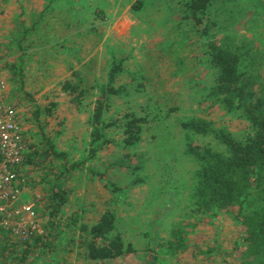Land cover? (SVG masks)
Instances as JSON below:
<instances>
[{
	"label": "rangeland",
	"instance_id": "obj_1",
	"mask_svg": "<svg viewBox=\"0 0 264 264\" xmlns=\"http://www.w3.org/2000/svg\"><path fill=\"white\" fill-rule=\"evenodd\" d=\"M20 1L0 0L1 48L6 42V27L9 28L8 32L12 28L7 24L5 29L3 27L6 12L20 11L26 7V12L30 13L34 6L40 4L38 2L40 0L36 2L27 0L26 5L21 4ZM104 1L101 7L105 17L101 22L100 19L96 20L99 21L96 22L97 27L90 29L87 37L88 46H81L76 40L70 43L72 51L75 50L74 62L81 63L82 66L80 72H76L79 71V67H76L74 68L76 71L72 72L70 69L67 74L71 81H75L73 73H80L84 78V88L87 89V86L93 85L94 80H97V85L106 83V73L112 63L118 62L121 58L127 59L123 61L122 67L128 73L121 74L115 82L117 85H126V95L120 93L107 96L102 119L105 124L111 123V126L101 130L102 133H106L107 144L101 145V140L99 142L101 148L95 155L88 152L87 142L89 133L92 132L89 119L96 107L97 86L86 92L80 98V103L76 104L72 103V96L64 93L61 87V83L65 80L60 77V70L65 69L64 67L51 69L44 65L33 68L29 64L28 69L22 70L24 72L22 78L14 74V70L9 66L6 69L7 101L17 107L23 120L26 139L29 142L39 141L40 136L37 132L39 129L36 127H44L46 135L54 138L52 141L54 149L65 153L69 164H77V169L74 171H80V175H77V172L66 173L68 177L65 186L66 196H64L67 199L66 205L55 219H49L46 212L47 197L43 198L48 184L41 183L40 177L42 173L49 174L51 167L54 168L52 173L57 168L62 169L63 162L53 160L50 163L26 167L27 183L35 180L37 187L33 189L27 184L28 192L23 201H35L34 203L37 204L42 215L41 218L37 217L40 229L37 235L27 241L35 247L31 248L33 251L27 256L26 261L19 262V259H14L17 257L14 254L8 262L12 260V264H93L84 258V248L75 244L79 238L78 226L95 222L104 212L111 211L118 219L117 233L123 236L125 244L131 243L136 249L134 254H127L110 264H145L150 256L154 257V252L160 257L162 251L159 250L158 245L164 241V238L170 237L171 232L178 228L180 223L195 225L187 229L184 227V231H187L184 237L190 248L184 255L178 256V259H171L169 264H239L240 251L235 254L233 249L234 241L242 230L232 221L238 205H233L228 210L212 209L217 213L216 215H210L208 211H196L198 209L194 206L197 202L195 174L198 168L202 169L203 165L206 166V161L195 160L188 151L187 144L190 143L189 146L193 147L209 146L214 153L223 156L228 155L227 148L214 136L205 134L202 137L186 132L182 129L181 123L190 118L203 120L207 124L210 123L212 128L228 133L237 142H244L252 135L251 127L241 120L238 114L225 111L215 101L207 99L210 88L215 82V70L209 68L205 59L199 55L200 51L198 52L194 38H190L187 41L189 46L184 47L185 41L179 39L178 32L174 35L177 25L175 20L179 21L182 16L181 0H147L146 7L142 11L144 14L139 17L147 21L136 18V14L128 5L120 9L117 8V0ZM45 2L40 4V8ZM82 4L80 2L79 7H82ZM215 9L216 7L212 10ZM239 9L244 12L243 15L242 12L238 15ZM75 10H68L69 13L65 17L52 13L56 29L60 31L53 28L52 30L58 32L59 40L62 39L61 35L65 34L62 32L63 27L69 22H75L73 16L79 15L82 20L87 16L85 11L80 13ZM224 10L226 13L235 11V4H228ZM23 13L27 14L24 11ZM234 15L238 19V28H236L238 33L234 38L244 52L245 49H250L249 54L254 55L256 63L253 64L255 65L253 72L258 76L257 87H262L264 0H239ZM19 18L23 16L20 15ZM50 21V17L47 16L35 26L32 16L29 25L41 27L36 29L37 32L47 31ZM81 28L85 27L81 26ZM167 30H169L167 40L175 45L171 46V49L180 48V45L181 48H185L183 54L180 49L169 53L171 63H167L169 60L165 61L160 56L157 57L158 53L155 49L147 54L151 59L149 63H144L142 56L138 57L143 54L141 52L123 54L124 51H121L126 46L120 42L129 40L134 42L135 46L142 45L143 50L146 51L145 47L148 44L143 45L146 39L161 40L160 37H163L164 31ZM243 32L245 35L241 34ZM253 35L257 38V42ZM16 36L17 34L13 33L10 35L8 42L10 48ZM45 38L47 36H40L38 39L33 37L32 43H35V47L48 51L41 45V40ZM246 40L255 42L243 48L242 45ZM68 50L69 47L64 45L63 48L58 49L59 55L56 58L51 57L50 60L43 58L47 54L40 55L35 52L32 56L35 58L33 62L52 61L65 65L63 61ZM6 59L5 55L4 61ZM49 75H56L57 81L53 78H45ZM46 107H51V115H45ZM35 112L39 124L33 120ZM132 115L145 121L140 134L141 140L136 147L124 149L120 147L124 138L122 124ZM115 121L118 123L112 124ZM86 159L89 161H85ZM108 181L115 183L120 192L113 193L112 187L107 185ZM72 215L78 217L77 224H74ZM49 222H56L52 230L48 228ZM46 235L50 236L49 239L52 240L50 243ZM50 244L53 246L51 247ZM146 244L147 246L151 244V249L144 251ZM208 249H212V252L203 256L202 253L207 252ZM220 249L226 250L234 257L219 256L217 250Z\"/></svg>",
	"mask_w": 264,
	"mask_h": 264
},
{
	"label": "trees",
	"instance_id": "obj_2",
	"mask_svg": "<svg viewBox=\"0 0 264 264\" xmlns=\"http://www.w3.org/2000/svg\"><path fill=\"white\" fill-rule=\"evenodd\" d=\"M45 1L42 9L38 12L40 15L33 16L35 25L41 22L40 20H44L45 17L51 16L52 8L71 7L74 3V0ZM79 1L83 3L87 14L83 21L90 22L91 28H96V22H99L96 20L100 19L101 22L105 17L102 4L98 0H89L88 3L85 0ZM230 3L235 4L236 11L239 0H220V5L224 4V6L219 5V0H187L184 3L181 2L182 16L175 29H177L179 39L181 38L185 42L190 38L195 39L194 43L197 45L198 52L200 51L199 55L205 59L208 67L216 72L215 82L210 88L207 99L215 101L225 111L238 114L241 120H244L251 127L252 135L247 137L244 142H237L223 130L214 129L210 123L207 124L203 120L195 118L185 119L181 126L183 130L192 132V134L202 137L205 134L214 136L222 146L227 148L228 152L227 156H223L214 153L209 146L193 147L189 146L190 143L187 144L188 151L195 160L206 161V166L203 165L202 169L198 168L195 174L197 177V183H194L195 186L197 185L195 188L197 202L194 206L198 209L196 211H208L210 215H216L217 213H214L212 209L217 211L228 210L229 207L238 205L232 221L242 230V233L234 241L233 253L236 254L240 251L238 254L241 257L239 264H264V83L262 87H257L258 76L253 72L255 66L253 64L256 63L255 57L249 54L250 49H245L244 52L234 38L238 33L236 29L238 28V19L235 18V11L226 13L224 10ZM145 7V2L141 0L135 2L131 6V10L134 14H139ZM215 7V11L212 10ZM246 10L245 8L244 11ZM241 12L242 10L239 9L238 15ZM21 15L23 16L24 13ZM241 34L245 35V32ZM252 37L257 42V38L254 35ZM253 42L255 41L246 40L242 46L246 48L251 46ZM124 60L127 59L121 58L118 62L112 63L107 70V82L104 84L97 85V80H94L93 85L87 86L85 89L84 78L80 73H73L75 81L68 78L61 83L63 92L72 96V103L76 104L80 103V98L86 92L91 91V88L95 89L96 86L98 88L95 99L96 107L89 119L92 132L89 133L87 145L89 146L88 152L92 155L96 154L101 145L107 144L106 133L101 131L111 126V123L105 124L104 119H102L103 106L107 96L119 95L120 93L126 95V85L115 84L121 74L128 73L122 67ZM15 70L13 73L22 78L23 69L19 67V71L16 70L15 72ZM51 107L45 108V115L52 114ZM36 112L33 120L38 122ZM116 123L118 122L115 121L112 124ZM144 123V119H138L134 115L130 119H126L125 123L122 124V136L124 138L121 141V148H131L138 145ZM36 128L39 129L37 132L40 140L29 142L26 139V167L50 163L53 160L63 162L62 169L57 168L52 173L54 168L51 167L49 174H47L48 172L42 173L40 177L41 183L48 184L47 192L43 195V198L47 197L46 212H48V218L55 219L63 211L67 202L64 197L66 196L65 186L68 180L66 173L77 172V175H80V171H74L77 169V164H69L65 153L54 149L52 146L54 138H52L53 136L49 138L46 135L44 127ZM100 141L101 145H99ZM85 161H89V159ZM26 184H29L33 189L37 187L35 180ZM107 185L112 187L113 193L120 192L115 183L108 181ZM39 210L37 206V213L41 218L42 215ZM71 218L74 220V224H77L78 217L72 215ZM117 220L113 212L106 211L99 216L97 221L78 226L79 238L75 244L84 248L86 260L93 264H110L127 254H134V245L125 244L123 236L117 233ZM55 226L56 222H49L48 228L52 230ZM194 226L193 223L188 225L180 223L178 228L171 232V236L164 238V241L158 245L159 250L162 251L161 256L158 257L154 252V257L150 256V260L147 259L145 264H169L171 259H178V256L184 255L190 248L184 237L187 234L184 227L187 229V227L192 228ZM46 237L50 243L52 241L49 239L50 236L46 235ZM5 238L7 239V236ZM10 240L7 239L1 246L0 264H12V260L8 261L14 254L17 255L14 259H19V262L24 263L27 256L33 251L31 248L35 246L32 244L18 245ZM150 245L147 250L151 249ZM46 246L44 245V247ZM217 251L219 256H230L226 250ZM211 252L212 249H208L202 255L206 256ZM164 258L165 261L163 262ZM167 260L168 262H166Z\"/></svg>",
	"mask_w": 264,
	"mask_h": 264
},
{
	"label": "crops",
	"instance_id": "obj_3",
	"mask_svg": "<svg viewBox=\"0 0 264 264\" xmlns=\"http://www.w3.org/2000/svg\"><path fill=\"white\" fill-rule=\"evenodd\" d=\"M36 1L37 0H35V2ZM88 1L89 0H85L86 3H88ZM137 1H141V0H124L123 2L121 0H117V8L121 9L122 7H124L126 5L130 6V8H131V6ZM143 1L145 3L147 2V0H143ZM181 1H182V3H184L187 0H181ZM20 2H21V4L26 5L28 1L27 0H21ZM38 2L41 4L42 2H45V0H40ZM98 2L102 4L105 1L104 0H98ZM79 3H80L79 0H75V2L73 3V5L71 7L55 8L51 12L57 16L64 15L63 17H65L69 13L68 10H72V9H74V10L76 9L75 12H80V13L83 12L84 13L85 9L83 7V4H82V7H79ZM40 4L38 6H34L33 10L30 11V13L26 12V7H25V9H21L20 11H15V12L14 11L13 12L7 11L6 12L7 16H6L5 21L3 22L4 23L3 27L5 29V27L7 25H11L13 29L11 28L10 32H8L7 30L9 28L6 27V32H7L6 36L7 37H6L5 46L4 47L2 46L3 48H1L2 41L0 39V62H1L2 77L3 78H5V76H6V69L8 68V66L10 67V69H12V70L16 69L17 71H19V67L22 68L23 70L25 68L28 69L29 64L31 66H33V68H40L44 65L47 68H51V69L52 68L61 69L64 67L65 69L60 70V73H61L60 77L63 80L70 78L69 76L67 77L68 71H70V69H72V72L76 71V70H74V68H76V67H79V71L81 70L80 68H81L82 64L81 63L78 64V63L74 62V60H73V53L75 50L72 51V48L70 47L71 46L70 43L73 40H76V42L80 43L81 46L87 45V37H89V31L91 29L90 22H88V21L84 22L79 17V15L73 16L74 17L73 20H75V22H69L66 24L65 27H63L62 32L65 34L61 35L62 39L59 40L58 39V32L56 30L60 31V29H56L57 26H56V23L53 22L54 20H52V16L49 15L51 21H50L49 29L47 31L46 30L45 31L40 30L39 32H37L36 29L41 28V27H31L29 25V22L31 21V16L35 17V15L39 14L38 12H40V10L42 9L43 6L40 8ZM19 8H21V7L19 6ZM144 9L145 8H143V10ZM23 11L27 14H24L23 18H19V16L23 13ZM142 11L139 12V14H136L135 17L138 18L139 20L147 21L143 17L139 18L140 15L144 14V12H142ZM69 15H71V14H69ZM16 16H18V17H16ZM66 19L68 20L69 18L67 17ZM40 21L42 22V20H40ZM175 22H177L176 24L178 25V22H179L178 19H176ZM73 23H75V28H73ZM64 24H65V22H64ZM37 25H35V26H37ZM177 25H175V27ZM81 26H84L85 28H81ZM0 28L2 29V23H1ZM52 28L56 29V30H52ZM166 28H167V25H166ZM176 30H174V32H175L174 35H177ZM167 32H169V30H167L166 32L164 31L163 37H160L161 40L157 41L154 38L146 39L145 43H143V45H145L146 43L148 44V46L145 47L146 51L143 50L142 45L135 46V43L131 42V40L120 42L123 44V46L124 45L126 46V47H123L121 49V51H124L123 54H128L131 52L132 53L133 52H137V53L141 52L143 54L138 55V57L142 56L143 60H145L144 63H149L150 62L149 60H151V59H149V57H148L149 55L147 56V54H148V52L155 49L156 53H158L157 57L160 56L165 61L169 60L167 63H171L170 59H169V53L170 52H176L177 49H180L181 54H183V52L185 51V48L184 49L183 48L182 49L181 48L171 49V46H175V45H172L167 40L166 36H169V33H167ZM12 33L15 35L17 34V36L14 37L13 41L11 42V48H10L8 45V42L10 41V35ZM40 36H43V37L47 36V38L41 40V45L45 46L48 49V51H44L42 48L35 47L36 46L35 43L34 44L32 43L33 37H35V39H38V37H40ZM47 39L49 40L48 43H47ZM184 44L186 45V47L189 46L187 42H185ZM64 45H67L69 47L68 53L65 54V60L63 61V62H65V65L58 64V63H55L52 61H49V63H47V62H45V63H34L33 62L34 57H32V56L35 54V52H38L40 55L47 54L43 58L44 59L48 58V60H50L51 57L56 58L57 55H59L58 49L63 48ZM84 50L85 49L83 48L82 51H84ZM5 55H6L7 59L4 61ZM126 56H130V55H126ZM134 56H136V55H134ZM28 71H27V73H28ZM48 77L53 78L54 80L57 79L56 75H49L45 78H48ZM56 81H54V82H56ZM6 93H7V91H6ZM25 136H26V133H25ZM88 142H87V144H88ZM10 241L12 243L22 245V243H17V241L15 239L14 240L11 239ZM27 244L30 245L29 242H27L24 245H27ZM50 246L52 247L53 245L50 244ZM147 249H148V246L146 244L144 251H146ZM88 262H90V261H88Z\"/></svg>",
	"mask_w": 264,
	"mask_h": 264
},
{
	"label": "built area",
	"instance_id": "obj_4",
	"mask_svg": "<svg viewBox=\"0 0 264 264\" xmlns=\"http://www.w3.org/2000/svg\"><path fill=\"white\" fill-rule=\"evenodd\" d=\"M7 89L0 62V250L10 238L26 244L40 229L37 204L23 201L28 192L27 143L23 120L7 101Z\"/></svg>",
	"mask_w": 264,
	"mask_h": 264
}]
</instances>
